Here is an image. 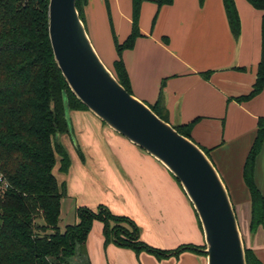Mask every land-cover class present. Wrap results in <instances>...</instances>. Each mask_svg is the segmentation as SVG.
I'll return each instance as SVG.
<instances>
[{
	"label": "trees",
	"instance_id": "trees-1",
	"mask_svg": "<svg viewBox=\"0 0 264 264\" xmlns=\"http://www.w3.org/2000/svg\"><path fill=\"white\" fill-rule=\"evenodd\" d=\"M104 1L109 9L108 0ZM143 1L131 0V27L123 41L119 42L112 30L117 58L111 72L131 94L121 53L131 49L141 36ZM172 1L154 0L158 8ZM198 1L201 4L204 0ZM246 1L262 11L260 58L251 90L233 98L238 102L251 99L264 87V0ZM86 4L87 0H75L83 24ZM222 4L229 30L237 38L240 22L235 2L222 0ZM202 75L207 78L209 72ZM64 97L68 111L88 110L71 92L54 61L48 35V0H0V264H90L85 242L94 220L102 223L105 244L114 242L135 252L145 250L157 259L177 257L185 250L205 254L203 246L194 244L172 249L151 247L139 239V229L132 220L115 215L102 205L95 209L76 207L77 222L60 229L61 198L66 195V185L57 181L52 170L58 161V170L67 173L70 158L55 135L67 134L83 159L65 113ZM159 98L154 104H146L167 121ZM197 119L172 126L190 138ZM263 139L261 116L242 172L250 196L252 232L264 221V196L254 182L255 159ZM201 149L208 156V149ZM244 256L246 264H262L245 245Z\"/></svg>",
	"mask_w": 264,
	"mask_h": 264
},
{
	"label": "crops",
	"instance_id": "crops-1",
	"mask_svg": "<svg viewBox=\"0 0 264 264\" xmlns=\"http://www.w3.org/2000/svg\"><path fill=\"white\" fill-rule=\"evenodd\" d=\"M234 2L240 22L237 38L229 30L222 0H204L201 4L198 0H173L159 8L154 0H144L139 17L141 36L131 49L122 51L121 59L132 94L147 104H154L160 96V106L171 125L198 118L190 138L208 149V156L226 186L233 183L245 186L243 162L256 133L257 119L264 116V87L249 100L238 102L233 98L247 94L254 82L260 58L262 11L246 0ZM108 5L111 13L115 7L117 19H111L107 40L110 35L112 38L113 30L121 42L130 32L131 0H108ZM104 33L106 40V31ZM110 58L113 65L116 52L109 54ZM206 71L209 72L207 78L202 75ZM72 111L83 117L86 112L93 116L89 110ZM72 128L82 137L79 139L82 147L90 150L87 138L91 134L86 131L85 123H77ZM113 139L130 144L132 151V158H126L110 145L124 170L122 173L129 178L146 180L144 183L159 200V206L170 209L174 199L171 192L178 190L175 177L161 162L126 138L114 136ZM254 182L264 196V139L255 159ZM184 195L186 205L194 210ZM100 235L101 241L103 236ZM241 236L244 245L264 264V221L251 238L245 240L242 233ZM199 245L204 248L205 241ZM86 251L89 258L87 238ZM120 255L116 256L114 264H158L144 253L134 256L129 251L125 257ZM172 259L170 256L161 260L170 262ZM198 264H202V258Z\"/></svg>",
	"mask_w": 264,
	"mask_h": 264
},
{
	"label": "rangeland",
	"instance_id": "rangeland-1",
	"mask_svg": "<svg viewBox=\"0 0 264 264\" xmlns=\"http://www.w3.org/2000/svg\"><path fill=\"white\" fill-rule=\"evenodd\" d=\"M103 1L87 0L88 4L84 7V27L100 59L111 69L112 60L109 59V54L114 55L115 48L111 35L108 36L107 40V33L109 34L112 26L111 19L116 20L117 15L115 7H113L111 13V10L107 8L105 1ZM93 116L95 115L93 114ZM93 116L86 112V117L85 115L83 117V115H78L72 110H67V117L72 122V126L75 127L77 123L84 122L87 126L86 131L91 134L87 138L90 150H86L79 140L82 137L79 138L76 131H73L83 159L79 156L76 145L71 142L67 134L58 136L59 142L64 145L70 158V167L67 173L58 170V161L52 170L59 183L65 182L66 193H68L61 198L60 229L63 230L66 224L78 220L75 215L76 206L95 209L98 205H102L107 207L111 213L132 220L139 229V239L151 247L172 249L170 247L175 248L182 244L199 245L200 242L204 243V235L199 219L196 212H194L195 210L192 207L190 209L188 203L186 205L185 201L187 202V199L179 183L175 182L178 190L171 192L174 199L171 200L170 209H162L153 191L148 189L144 183L146 180L129 178L122 173L124 170L116 159L114 150L110 147L112 145L119 149L117 151H120L126 158H132L130 144L124 145L113 139L114 136L124 137L108 127L99 118ZM224 181L222 180L235 210L240 232L245 240L251 238L255 231L250 230L251 204L249 192L244 185L240 186L233 183L226 186ZM141 187H143V191ZM101 228L102 223L94 220L87 236L91 264H114L116 256L122 254L125 257L129 251L134 256L143 253L149 255L158 264H198L201 258L202 264H204L206 260L203 253L185 250L177 257L173 256L172 261L167 262L157 259L145 250L135 252L132 248L123 247L114 242L105 244L103 240L98 239L102 234ZM142 262L146 261L142 260Z\"/></svg>",
	"mask_w": 264,
	"mask_h": 264
},
{
	"label": "water",
	"instance_id": "water-1",
	"mask_svg": "<svg viewBox=\"0 0 264 264\" xmlns=\"http://www.w3.org/2000/svg\"><path fill=\"white\" fill-rule=\"evenodd\" d=\"M48 35L54 61L76 98L178 180L201 224L207 264H246L235 210L214 164L117 81L93 47L75 0H48ZM63 102L67 116L65 97Z\"/></svg>",
	"mask_w": 264,
	"mask_h": 264
}]
</instances>
